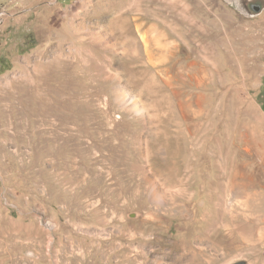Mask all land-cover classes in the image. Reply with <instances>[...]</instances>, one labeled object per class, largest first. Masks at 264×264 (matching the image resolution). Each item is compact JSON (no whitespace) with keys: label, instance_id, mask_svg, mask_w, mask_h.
<instances>
[{"label":"rangeland","instance_id":"1","mask_svg":"<svg viewBox=\"0 0 264 264\" xmlns=\"http://www.w3.org/2000/svg\"><path fill=\"white\" fill-rule=\"evenodd\" d=\"M263 191L264 11L0 0V264H264Z\"/></svg>","mask_w":264,"mask_h":264},{"label":"water","instance_id":"2","mask_svg":"<svg viewBox=\"0 0 264 264\" xmlns=\"http://www.w3.org/2000/svg\"><path fill=\"white\" fill-rule=\"evenodd\" d=\"M232 2L247 15L255 16L264 11V0H232Z\"/></svg>","mask_w":264,"mask_h":264},{"label":"bare ground","instance_id":"3","mask_svg":"<svg viewBox=\"0 0 264 264\" xmlns=\"http://www.w3.org/2000/svg\"><path fill=\"white\" fill-rule=\"evenodd\" d=\"M234 185H235V184H234ZM237 185H239V184H237ZM239 187H240V185H239ZM249 187H250V186H248V184H244L243 186H241V192L248 194L249 192H246V190H247ZM229 189H230V188H229ZM237 189H238V188H237ZM235 192H236V191H235ZM263 192H264V191H263ZM261 193H262V192H261ZM237 194H238V196H239L240 193L237 192ZM237 194H236V195H237ZM248 195H249V197H248L249 200H253V199L258 198L257 195H259V194H258V192H254V195H255V196H254L252 193H251V194H248ZM239 197H240V196H239ZM241 197H242V196H241ZM244 197H246V196H244ZM263 197H264V196H263Z\"/></svg>","mask_w":264,"mask_h":264}]
</instances>
